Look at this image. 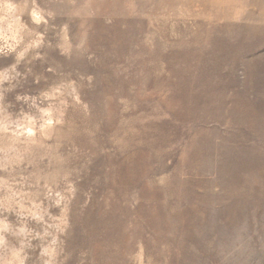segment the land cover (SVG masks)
Instances as JSON below:
<instances>
[{
  "label": "rangeland",
  "instance_id": "1",
  "mask_svg": "<svg viewBox=\"0 0 264 264\" xmlns=\"http://www.w3.org/2000/svg\"><path fill=\"white\" fill-rule=\"evenodd\" d=\"M0 264H264V0H0Z\"/></svg>",
  "mask_w": 264,
  "mask_h": 264
}]
</instances>
